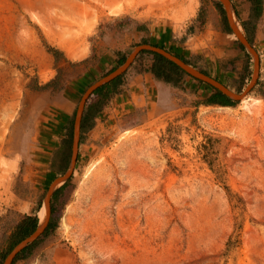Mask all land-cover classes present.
<instances>
[{"label":"rangeland","instance_id":"1","mask_svg":"<svg viewBox=\"0 0 264 264\" xmlns=\"http://www.w3.org/2000/svg\"><path fill=\"white\" fill-rule=\"evenodd\" d=\"M226 1L249 48L222 0H0V264L45 199L10 264H264V0ZM158 27L240 99L146 73Z\"/></svg>","mask_w":264,"mask_h":264},{"label":"trees","instance_id":"2","mask_svg":"<svg viewBox=\"0 0 264 264\" xmlns=\"http://www.w3.org/2000/svg\"><path fill=\"white\" fill-rule=\"evenodd\" d=\"M253 1H255V4H257V6H255V9L259 11L260 0H253ZM152 54H153V62H152L151 67L149 68L150 72L156 78L162 79L163 81L168 82V83L175 84L177 79H174L173 75H176L178 77L179 74L184 72V70H182L174 62L165 58L163 55L156 53V52H152ZM184 62L187 63L185 60ZM118 78L119 77H116L112 79L110 82H108L107 84L103 85L102 89L108 88L109 84L111 83L115 84ZM206 103L218 104L221 106H228V105H231L232 100L226 95H224L223 93H221L220 91L215 90V92L212 93L210 97H208V99L206 100ZM65 158H67L66 161L68 162L69 153L66 154ZM37 223H38L37 217L31 216V215H25L16 226V235L18 236L19 240H23L24 238L32 234L37 228Z\"/></svg>","mask_w":264,"mask_h":264},{"label":"water","instance_id":"3","mask_svg":"<svg viewBox=\"0 0 264 264\" xmlns=\"http://www.w3.org/2000/svg\"><path fill=\"white\" fill-rule=\"evenodd\" d=\"M226 10H227V15H228V20L230 22V27L231 29L234 31V33L237 35V37L244 43V45H246V47L249 48L248 44L246 43V41L242 38V36L237 32V30L234 28V26L232 25L229 16V10H228V3L226 0H222ZM149 49L148 47L145 46H141V47H137L135 49V51L133 52L134 54H137L139 51L143 50V49ZM150 50L155 51L156 53H159L161 55H163L165 58L169 59L170 61L174 62L176 65H178L182 70H184L185 72L189 73L190 75L194 76L195 78H198L206 83L211 84L212 86H214L216 89H218L220 92H222L223 94H226L227 96L231 97L234 100L240 99L241 95L239 94H235L230 92L229 90L225 89L221 84H219L218 82L208 78L207 76H205L204 74H202L199 71H196L194 69H192L191 67H189L185 62L173 58L169 55H167L166 53H164L161 50H157V49H152L150 48ZM123 70V68H119L117 69L115 72H113L112 74L108 75L107 77L103 78L101 81H99L95 86H99L102 85L106 82H109L110 80L114 79L119 73H121V71ZM82 114V106L80 104V106L78 107L77 110V114H76V118H75V123H74V137H73V147H72V154H71V160H70V167L73 166L74 160H75V149L77 147L78 144V130H79V122H80V117ZM66 177L68 176V173L65 175ZM48 203V201H47ZM48 208H49V204H48ZM45 224V223H44ZM44 226V225H43ZM43 226L40 228H37L36 231H34L32 234H30L28 237H26L23 241H21L15 248L14 250L10 253V255L7 257L6 261L4 264H10L12 259L14 258V256L16 255V253L18 251H20L28 241L32 240L37 234L38 232L41 231V229H43Z\"/></svg>","mask_w":264,"mask_h":264},{"label":"crops","instance_id":"4","mask_svg":"<svg viewBox=\"0 0 264 264\" xmlns=\"http://www.w3.org/2000/svg\"><path fill=\"white\" fill-rule=\"evenodd\" d=\"M229 25H230V22H229ZM148 28H150V27H148ZM140 36L144 37L146 39H144L143 43L141 45H138L137 47H141V46L148 47L149 49L146 48V49H143V50L149 52L152 55V57H153L152 52H155V51L150 50V48L161 50L164 53H166L167 55H169V56H171L173 58L179 59V60H181L183 62H184V54L187 53V52H190V49L188 47H184L183 44H180V43H177L176 41H174L177 37L180 38V35L177 36L171 28H166V27H162V28L158 27L157 29L153 28V29H151V31L147 35L141 34ZM188 66H190V65H188ZM146 73H148L151 76H154L150 72L149 69H148V71ZM185 73H187V72H185ZM187 74L189 76H191V78H195L194 76L190 75L189 73H187ZM205 76H207V75H205ZM207 77L210 78V76H207ZM195 79H198V78H195ZM210 79H212V78H210ZM198 80L202 81L200 79H198ZM212 80H214V79H212ZM214 81H216V80H214ZM206 84L210 85L215 90H218L214 86H212L211 84H209V83H206ZM224 95H226V94H224ZM227 97H229V96H227ZM229 98L231 100H234L231 97H229Z\"/></svg>","mask_w":264,"mask_h":264},{"label":"bare ground","instance_id":"5","mask_svg":"<svg viewBox=\"0 0 264 264\" xmlns=\"http://www.w3.org/2000/svg\"><path fill=\"white\" fill-rule=\"evenodd\" d=\"M190 10H192L191 8V4L189 6H187ZM75 20V19H74ZM63 21L62 23H59V21H57V23H59V25H61V27H64L65 29H71V23L70 20L69 21H65V20H61ZM76 21V20H75ZM68 39V38H67ZM64 41V40H63ZM71 41V40H70ZM66 43V42H65ZM69 43V42H67ZM69 45V44H68ZM73 45V44H72ZM73 47V46H71ZM75 48V47H74ZM69 49V48H68ZM67 50V49H66ZM68 51V50H67ZM75 51V50H74ZM75 53V52H74ZM79 54V53H78ZM77 54V56H78ZM74 55V54H73ZM70 55V56H73ZM75 56V55H74ZM48 214H49V208H48V203H47V199L44 200L43 202V208L40 209L39 211V222L38 224H40L41 226L44 225V223L46 222L47 218H48Z\"/></svg>","mask_w":264,"mask_h":264}]
</instances>
